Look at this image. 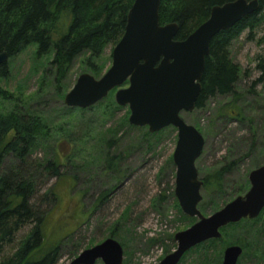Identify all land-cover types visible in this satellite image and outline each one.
Listing matches in <instances>:
<instances>
[{"label": "rangeland", "instance_id": "obj_1", "mask_svg": "<svg viewBox=\"0 0 264 264\" xmlns=\"http://www.w3.org/2000/svg\"><path fill=\"white\" fill-rule=\"evenodd\" d=\"M114 47L109 43L100 56L91 58L98 69L89 66L91 54L85 52L59 75L51 65L53 52L39 56L38 45L31 43L9 57V74L0 78V113L17 108L40 117L50 129L30 161L56 156L61 163L59 178L40 166L34 168L33 200L40 204L47 190L55 189L57 199L46 215L44 239L46 245L63 241L58 264H69L76 252L108 237L122 244V264H159L176 249L174 235L198 220L182 211L175 195L177 129L168 126L150 133L148 126L131 124L128 105L115 101L116 90L128 82L89 108H70L64 102L80 74L100 78L110 68ZM231 58L242 70L237 94L217 95L203 108L181 112L205 138L196 161L200 178L219 174L222 180L220 189L201 188L198 208L205 216L245 194L250 171L264 165V70L258 65L264 59V23L234 40ZM109 101L116 104L111 110L106 109ZM108 156L115 158L112 169L107 168ZM13 161L7 156L3 170ZM260 215L254 227H229L220 241L189 252L182 264H222L225 248L238 241L245 250L237 264H264L261 249L254 250L259 242L255 228L264 227V214ZM28 231L29 227L22 229L6 253L13 252ZM201 249L208 251L206 260L198 257Z\"/></svg>", "mask_w": 264, "mask_h": 264}, {"label": "trees", "instance_id": "obj_2", "mask_svg": "<svg viewBox=\"0 0 264 264\" xmlns=\"http://www.w3.org/2000/svg\"><path fill=\"white\" fill-rule=\"evenodd\" d=\"M232 0H161L159 21L162 25L176 22L179 30L177 40L186 39L200 24L206 21L211 8ZM134 0H0V50L14 56L29 44L38 45L37 54L42 56L53 52L51 65L59 75H65L72 62L85 52H90L87 61L96 70L91 58L100 56L109 43L115 46L125 31L127 15ZM258 11L245 16L233 27L222 30L210 43V53L205 60V71L201 80L202 90L196 108H203L206 102L217 95L235 96L237 82L242 76L239 64L231 58V46L243 32H254L264 23V0H259ZM264 70V59L259 62ZM8 64H0V78L8 76ZM116 106L109 101L106 109ZM42 119L34 114L27 116L17 108L10 113H0V264H58L62 254L63 241L46 245L44 224L47 213L54 205L57 194L50 188L40 204L35 201L36 166L49 175L61 176L60 160L54 156L43 162L30 161L33 152L40 146V138L49 133ZM149 135V133H146ZM13 156V163L4 168L7 156ZM107 168L112 169L114 156H108ZM204 188L220 189L219 174L205 176ZM264 214V209L261 212ZM261 216V215H260ZM243 219L221 229L248 225L254 227L257 220ZM29 227L27 234L15 245L13 252L6 250L18 240L22 229ZM259 242L254 250L261 249L264 261V227L255 228ZM114 236V235H112ZM211 239L187 251L204 248L207 244L220 241ZM239 245L245 247L243 242ZM263 243V244H261ZM243 247V251L245 248ZM206 250L198 257L206 260ZM78 252L74 254L76 256ZM211 259V258H210Z\"/></svg>", "mask_w": 264, "mask_h": 264}, {"label": "water", "instance_id": "obj_3", "mask_svg": "<svg viewBox=\"0 0 264 264\" xmlns=\"http://www.w3.org/2000/svg\"><path fill=\"white\" fill-rule=\"evenodd\" d=\"M161 0H134L124 34L112 51V64L100 77L85 72L64 97L70 108H89L118 88L115 101L128 105L129 122L148 126L150 133L168 126L177 129V143L173 153L176 165L175 195L182 211L198 220L174 235L177 247L159 264H179L191 248L222 236L221 229L243 219L254 220L264 209V165L250 171V188L236 196L222 208L205 216L198 208L202 200L196 161L202 154L205 138L182 117V111H193L202 90L205 60L210 53L212 39L258 11L259 0H232L211 8L206 21L186 39L177 40L179 25L159 21ZM9 54L0 50V64L7 63ZM243 253L238 244L224 250L222 264H237ZM122 244L108 237L79 252L69 264H122Z\"/></svg>", "mask_w": 264, "mask_h": 264}]
</instances>
